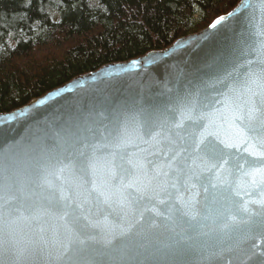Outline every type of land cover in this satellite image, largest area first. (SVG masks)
Masks as SVG:
<instances>
[{
    "label": "water",
    "instance_id": "water-1",
    "mask_svg": "<svg viewBox=\"0 0 264 264\" xmlns=\"http://www.w3.org/2000/svg\"><path fill=\"white\" fill-rule=\"evenodd\" d=\"M0 264H264V0L0 114Z\"/></svg>",
    "mask_w": 264,
    "mask_h": 264
},
{
    "label": "trees",
    "instance_id": "trees-1",
    "mask_svg": "<svg viewBox=\"0 0 264 264\" xmlns=\"http://www.w3.org/2000/svg\"><path fill=\"white\" fill-rule=\"evenodd\" d=\"M240 0H0V114L104 65L163 50Z\"/></svg>",
    "mask_w": 264,
    "mask_h": 264
}]
</instances>
